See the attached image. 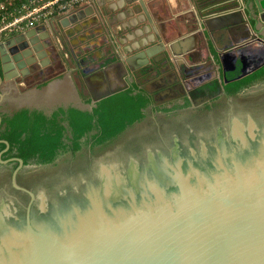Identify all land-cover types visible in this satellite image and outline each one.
<instances>
[{
  "label": "water",
  "instance_id": "water-1",
  "mask_svg": "<svg viewBox=\"0 0 264 264\" xmlns=\"http://www.w3.org/2000/svg\"><path fill=\"white\" fill-rule=\"evenodd\" d=\"M249 1L262 17L264 0ZM124 6H131V10L138 8L148 26L152 28V17L144 0H124ZM240 7L241 10L244 9L243 5ZM206 12L210 13L212 10L208 9ZM98 23L100 30L96 33H106L110 38V34L99 19ZM43 29L46 30L45 27H42ZM39 31L38 28H31L15 34L0 44L2 71L8 75L12 73V78L21 80L29 74L41 72L46 67L45 58L51 56L47 51L50 45H53L59 56V49L52 41L44 44L43 40L38 42L33 39L34 34ZM252 31L254 32L253 29ZM46 33L47 37H50V33L48 31ZM53 35L58 37V31L55 30ZM158 44L162 47V57L155 60V65L149 63L151 52L157 49L153 47L144 48L129 59H135L136 69L144 67L155 72L159 63L167 59L165 53L167 46L161 42ZM139 60H145V63ZM262 64L264 60L251 69L242 67L238 77L251 73ZM186 89L189 92L187 86ZM219 94L223 95V90H220ZM212 98V96L192 98V106L205 104ZM256 102L233 104L253 105ZM183 115L201 122L195 123L194 128L191 124L185 127L187 139L185 138L184 146L187 148H185L187 155L184 154V150L179 149L177 136H170L176 176L179 180V194L175 196L172 205L163 203L165 191L171 183V180L166 178V172L155 168L153 179L144 177L145 179L141 180L137 175L138 167L133 162L131 177L128 176V169L119 163L123 162V159L106 158L115 143L105 149H96L92 154L86 149L84 156L76 159L70 154L63 155L56 160V163L60 164L58 168L53 167V164L23 166L20 159L19 166L14 171L11 165H1L0 264H264V140L260 143L256 158H253L251 164L244 166L233 159L236 169L234 181L227 177L225 183L221 185H209L210 190L198 189L189 182V177L193 174L198 175L202 171V165L207 164L205 159L209 148L216 153V137L212 141H203L200 136L203 130L201 124L204 125L206 122L209 126L212 122L215 125L214 113H208L206 107L201 106L145 115L143 121L146 125L138 128L144 129L145 126L160 124L162 120L164 123L178 121L184 117ZM156 117L160 118L154 121ZM248 122L249 125L244 127L238 119H234L231 127L234 139L239 137L247 143L246 133H249L251 138L256 136L254 130L256 125L251 118ZM137 129L127 132L126 139L135 134ZM216 130L214 126V133ZM192 133H196L197 136ZM149 136L137 139L130 144L131 148L136 150L141 147L143 140ZM225 142L221 140V145L217 147L220 154L215 155L220 163L228 162L227 156L233 154ZM126 144L128 146V142ZM118 147H120L118 153L126 148ZM149 157L152 163H155L151 152ZM160 157L162 164H166L165 157L161 155ZM184 158L188 161L193 174L191 172L188 175L183 174L180 165ZM90 160L98 161L97 166L101 174L99 184L96 188L93 182H82L83 188L88 189L85 205L83 203L72 205L66 213L63 208L58 209L59 215L57 214L55 219L58 227L54 225L39 229L29 219L25 224L16 226L8 220L13 211L14 201L11 200L10 188L12 184L23 187L20 182H24L27 176L52 177L56 171L64 167ZM63 180H68L67 176ZM177 188L174 187L175 190ZM31 197L36 200L34 205L38 208L47 209V206L50 210L54 208L47 202L49 194L39 186L32 189ZM137 197L143 204L140 210L133 213L127 209L126 214L118 216L116 204L128 201L134 205ZM152 198L155 208L146 202V199L152 201Z\"/></svg>",
  "mask_w": 264,
  "mask_h": 264
},
{
  "label": "crops",
  "instance_id": "crops-1",
  "mask_svg": "<svg viewBox=\"0 0 264 264\" xmlns=\"http://www.w3.org/2000/svg\"><path fill=\"white\" fill-rule=\"evenodd\" d=\"M144 1L152 28L138 8L123 7L124 0H96L36 25L40 31L33 39L44 44L52 41L60 54L50 45L46 67L21 80L2 71L0 64V121L2 115L21 108L47 115L58 108L91 111L101 98L132 85L147 89L154 97L145 115L164 113L156 107L181 104L189 93L188 83H202L218 76L219 69L232 71L239 63L251 69L264 60V14L260 17L249 0ZM98 19L110 38L96 33ZM55 30L58 37L53 35ZM160 42L167 46V59L155 72L136 69L135 59H129L153 47L157 49L151 52L149 63L155 65L162 57Z\"/></svg>",
  "mask_w": 264,
  "mask_h": 264
},
{
  "label": "flooded vegetation",
  "instance_id": "flooded-vegetation-1",
  "mask_svg": "<svg viewBox=\"0 0 264 264\" xmlns=\"http://www.w3.org/2000/svg\"><path fill=\"white\" fill-rule=\"evenodd\" d=\"M206 110L208 113H214L215 125L212 124V122L209 126H207L206 122H204V125L201 124V127H203L200 134L202 140L212 141L216 137L217 147L221 145V140L226 141L229 145V150L233 154L227 156L228 162L226 161L225 163H220L217 161V156L220 154L219 149L216 147V153L214 154L213 149L209 148L208 156L205 159L208 165L204 163L201 167L202 171L196 176H194L193 172H191L192 169L185 158L182 160L180 167L184 175H188L190 172L193 174L190 175L189 182L195 185V187L198 189L203 188L205 190H210L209 185H221L225 183V179L227 177L231 179V181L235 180L236 169L233 159L238 160L241 165L246 166L253 162V158H256V151L260 147L262 140H264V96L263 99L261 98V100H259V103L257 101L256 104L253 105L249 103L241 105L215 103L210 108H206ZM235 113L237 115H235ZM157 118L160 117H156L154 121L157 120ZM235 118L238 119L244 127L249 125V118H251L256 125V128L254 129L256 136L254 138H251L249 133L245 134L248 139L247 143L243 142L239 137L234 139L231 133L232 123ZM199 122L201 121H196V119H192L191 117L185 115L178 121L164 123L162 120L160 124L145 126L146 128L142 129L138 128L142 127V125H146V122L142 120L137 123V125L127 129L118 138H116V140L110 143H115V146L109 150L106 158L117 157L123 159L124 161L119 163H121L120 165H125L128 169L127 175L130 177L131 169L134 168L133 162H135L138 167L137 175L141 178V180H144L145 178L153 179L155 168L163 169L166 172V178L171 180V183H169L167 186L168 188L165 191L163 203L172 205L175 200V196L179 194V180H177L178 177L176 176V163L174 161V151L170 136H177L179 149H182V151L184 150V154L187 155L185 150L186 147L184 146L187 139L185 127L191 124L194 128L196 126L195 123ZM214 126L217 129L216 133L213 131ZM134 129H137V132L126 139L125 134L132 130L135 131ZM146 135L150 136L143 140L141 147L136 150L131 148L130 144ZM192 135L195 137L197 136L196 133H192ZM127 142L128 146L126 144ZM193 143L194 145L196 144L195 142ZM109 145L102 149H105ZM118 146L126 148H124L121 153H118L120 151V147ZM88 151L92 154L96 151V149L94 151H90L88 149ZM150 152L154 156L155 163H152L149 157ZM83 154H85V151L81 155L72 156V158L76 159L77 157H83ZM160 155L165 157V160H167L166 164H162ZM215 155L217 156L215 157ZM97 165L98 161L96 162L94 160L92 162L91 160L80 161L72 164V166L64 167L60 171H56L52 177L27 176L25 177L24 182H20L23 187H16L12 184L10 187L12 189L11 200L14 202H12L13 211H11L8 220L16 226L23 225V223L25 224L26 220L29 219L30 222H32V224L39 229L53 227L54 225L55 227H58L57 223L55 224L58 209L63 208L66 213L72 205H80L79 203H83L85 205L86 195L88 194L86 192L88 189L86 190L85 187L83 188L82 182H93L97 188L101 177L100 168H98ZM59 166L60 164L58 163L53 165V167L57 168ZM66 176L69 181L63 180ZM37 186L41 187L49 194L47 202L54 208L50 210L47 206V209L45 207V209H42V207L38 208L34 205L36 200L32 199L31 191ZM174 187H178L177 190H175ZM138 199L139 198L137 197L134 205L130 204L128 201L116 204V212L118 216L122 215V213L126 214L127 209L133 213L139 211L143 204L140 201L141 199ZM153 200L154 198H152V201H148V199H146V202L148 205L150 204L152 208H155Z\"/></svg>",
  "mask_w": 264,
  "mask_h": 264
},
{
  "label": "trees",
  "instance_id": "trees-1",
  "mask_svg": "<svg viewBox=\"0 0 264 264\" xmlns=\"http://www.w3.org/2000/svg\"><path fill=\"white\" fill-rule=\"evenodd\" d=\"M25 0H0L5 7L19 6ZM216 59V58H215ZM219 63L218 57L216 59ZM112 60H107L108 64ZM241 64L202 83H188L189 93L181 104L170 108L158 105L157 110L170 112L189 108L191 99L212 96L205 103L210 108L222 95L237 96L264 82V64L251 73L238 77ZM226 80V81H225ZM154 103L153 95L145 88L132 85L101 98L91 111L77 108H58L50 115L41 110L21 108L12 114H4L0 121V162L11 165L12 171L19 166L54 165L66 154L81 155L86 149H102L116 140L123 132L145 118V111Z\"/></svg>",
  "mask_w": 264,
  "mask_h": 264
},
{
  "label": "built area",
  "instance_id": "built-area-1",
  "mask_svg": "<svg viewBox=\"0 0 264 264\" xmlns=\"http://www.w3.org/2000/svg\"><path fill=\"white\" fill-rule=\"evenodd\" d=\"M96 0H25L19 6L0 5V43L6 37L34 28L49 18L75 12Z\"/></svg>",
  "mask_w": 264,
  "mask_h": 264
},
{
  "label": "rangeland",
  "instance_id": "rangeland-1",
  "mask_svg": "<svg viewBox=\"0 0 264 264\" xmlns=\"http://www.w3.org/2000/svg\"><path fill=\"white\" fill-rule=\"evenodd\" d=\"M263 96H264V82L254 86L253 88L237 96L227 97L222 95L218 100H216V104L254 102L261 100V98L263 99ZM201 106H205V105L201 104L195 107H201Z\"/></svg>",
  "mask_w": 264,
  "mask_h": 264
}]
</instances>
